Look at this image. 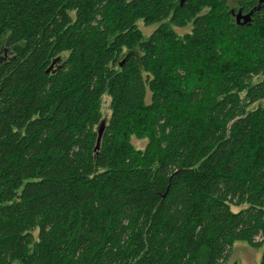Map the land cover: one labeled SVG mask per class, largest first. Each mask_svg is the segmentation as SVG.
<instances>
[{
  "label": "trees",
  "instance_id": "obj_1",
  "mask_svg": "<svg viewBox=\"0 0 264 264\" xmlns=\"http://www.w3.org/2000/svg\"><path fill=\"white\" fill-rule=\"evenodd\" d=\"M235 1L0 0V264L264 243V0Z\"/></svg>",
  "mask_w": 264,
  "mask_h": 264
},
{
  "label": "rangeland",
  "instance_id": "obj_2",
  "mask_svg": "<svg viewBox=\"0 0 264 264\" xmlns=\"http://www.w3.org/2000/svg\"><path fill=\"white\" fill-rule=\"evenodd\" d=\"M235 0H228V4L231 8L235 7ZM137 26L143 34L144 39L149 36V34L156 28V25L144 26L142 21L137 22ZM191 25L188 24L185 27H175L174 31L180 35L189 32ZM148 98V95H147ZM146 98V99H147ZM109 99L107 96L103 97L102 102V112L103 118L107 120L109 118V109H108ZM131 142L136 148H143L146 141L138 140L135 137H132ZM232 210H238V207L232 206ZM264 250V243L261 246H251L246 241H235L232 244L230 255L226 260L225 264H232L236 262L237 264H260L262 253Z\"/></svg>",
  "mask_w": 264,
  "mask_h": 264
},
{
  "label": "water",
  "instance_id": "obj_3",
  "mask_svg": "<svg viewBox=\"0 0 264 264\" xmlns=\"http://www.w3.org/2000/svg\"><path fill=\"white\" fill-rule=\"evenodd\" d=\"M251 15H252V10L249 11L248 13L242 14L241 10L239 9L235 13V20H236L237 23L249 24V22L251 20ZM52 66H53V63L51 64V67ZM47 71H49V70H47ZM100 137H101V129L99 130V133H98V136H97V143L99 142ZM96 147H97V144H96Z\"/></svg>",
  "mask_w": 264,
  "mask_h": 264
},
{
  "label": "bare ground",
  "instance_id": "obj_4",
  "mask_svg": "<svg viewBox=\"0 0 264 264\" xmlns=\"http://www.w3.org/2000/svg\"><path fill=\"white\" fill-rule=\"evenodd\" d=\"M110 100V99H109Z\"/></svg>",
  "mask_w": 264,
  "mask_h": 264
}]
</instances>
